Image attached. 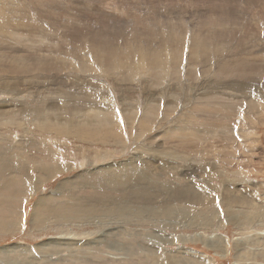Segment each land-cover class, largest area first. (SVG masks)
Masks as SVG:
<instances>
[{
  "label": "rangeland",
  "instance_id": "rangeland-1",
  "mask_svg": "<svg viewBox=\"0 0 264 264\" xmlns=\"http://www.w3.org/2000/svg\"><path fill=\"white\" fill-rule=\"evenodd\" d=\"M61 1L55 21L83 22L106 53H92L99 72L44 73L65 85L0 77V173L28 195L12 205L19 233L0 222V264H264V0ZM6 51L20 69L12 41ZM48 201L82 222H36ZM62 230L83 246L62 245ZM18 253L34 261L8 259Z\"/></svg>",
  "mask_w": 264,
  "mask_h": 264
},
{
  "label": "bare ground",
  "instance_id": "bare-ground-1",
  "mask_svg": "<svg viewBox=\"0 0 264 264\" xmlns=\"http://www.w3.org/2000/svg\"><path fill=\"white\" fill-rule=\"evenodd\" d=\"M59 1L60 2H58L57 0H0V77H6V75H2V74L6 71H9L11 73L23 72L25 75H38L39 73V76L43 77L45 80H48V78H50L52 74L44 75L45 72L52 73L53 71H56L55 72L56 74L57 72L63 74L66 73L65 71L71 72V69L78 72H87V73H93L95 72V70L98 71L92 53L95 49H97L98 51H100V53L104 54L106 53L105 50L101 48L99 41L95 40L94 38H91L89 41L85 42V30H86L84 27L85 25L83 26L82 25L83 22L80 23L81 21L77 22L78 20L74 16L75 14H73V16L77 21H75L74 19L73 20L70 19L69 22H66L63 20L64 16H62V18L59 16V18L62 19V22L64 21L66 22V24L60 25L61 19L59 18H58L59 19L58 22H56L57 18L55 17V12L57 13V11H61V10L62 13L66 12L63 6L64 4H62L61 0ZM157 8L158 7H154L153 9H157ZM83 14L85 13L83 12L82 15ZM79 16H81V13ZM3 24L9 27L5 28ZM35 24H37V26L32 32H27L26 30H24L25 28L31 27ZM140 25L141 23H139V26ZM60 26L64 28L65 30L64 32L58 31V28ZM173 34L171 33L169 36L173 37ZM176 36L177 35H175V39L180 37V36L179 37ZM11 41H12V50L14 53H17L15 59L18 60V66L19 64H22L21 66H19L20 69L18 70L15 68V64H13L9 60L11 56L6 51L8 42ZM70 44L73 45L71 47H67ZM107 46L109 47V49H113V44H108ZM181 46L183 47L182 44ZM109 54L110 57L106 56L104 58L105 63L103 64V67H106V71H104L105 73L109 71H113V69L110 67V64L118 60L117 53L114 54L110 52ZM122 55L126 57V62L129 63L128 55L126 53H122ZM165 55L166 53H162V57H164ZM150 59L152 63L157 66H159V64L161 63V59L159 57H155V58L152 57ZM128 68L130 69L132 74H137L139 71V68L135 64H129ZM117 69L118 68H115V70ZM42 70H44L43 73H41ZM102 71L103 68L101 69L100 72ZM55 76L50 78L51 83L57 82L56 84H58L57 80H61V81L64 80L63 85L67 84L65 78L66 75H58L56 78ZM60 76L62 78H60ZM88 85H90V82L88 83ZM61 91L62 88L60 86V88L56 89L53 92V94L59 95ZM33 115H35L34 116L35 123L39 126L45 127V129H50V128L53 129L55 127L60 128L61 121L50 122L46 118H41L37 113H34ZM73 118L75 119L77 124H80V122L77 120L75 115L73 116ZM68 125H74V124L69 123L67 124V126ZM175 129H176V125L168 128V130L171 132H175ZM203 132L204 131L192 130L190 128H187L184 130L183 137H188V136L196 137L197 135ZM168 211L170 212V210ZM90 212L93 213V211L90 210L87 215L88 218L92 217L89 215ZM95 214H96L95 218H98L99 220L98 213ZM208 222L209 221L203 223H206L205 225H207ZM60 239L63 238L60 237Z\"/></svg>",
  "mask_w": 264,
  "mask_h": 264
},
{
  "label": "crops",
  "instance_id": "crops-1",
  "mask_svg": "<svg viewBox=\"0 0 264 264\" xmlns=\"http://www.w3.org/2000/svg\"><path fill=\"white\" fill-rule=\"evenodd\" d=\"M1 175H2V178L0 179V209L2 211H5L7 209V211H6V213L5 212L2 213V216L0 218V222L7 220V222H10V224H12V225L5 224V225H3L2 228L6 229L8 226H10L11 228L8 229L7 231H9V232L11 231L12 234L16 233V232L19 233V229H20V218L19 217H20V214H19V217H15V212L12 210V205L14 204L15 201H18V203L20 204V202L25 197H28V195H27V193H25L23 191H18V190L14 189V185L16 183L15 180L13 179L15 177L14 175H9V176L6 177V174L3 175V174L0 173V176ZM28 181L29 180L25 179L22 182L24 187H25V185L27 184ZM78 181H79L78 179L73 180V182H75V183H73V185L74 184H78ZM5 182H7V186L6 187H5V184H3ZM34 182H36V180L35 181L31 180L32 184H29V185H33ZM4 192L8 193V195H6L9 198L8 200L4 196L1 197L2 193H4ZM52 195H54V194L52 193ZM40 198H42V197H40ZM43 198H46V196H44ZM38 199H36L35 202ZM35 202L33 203L32 208H31V213H30L31 221H32V218H31L32 211H35ZM42 208H47V209H44L43 213L40 212V214L37 216V220L38 221H36V222H38V223H41V224L49 223V221L46 222V216L44 218L42 217L44 213H49L48 217H49V219H51L50 220L51 223H53L54 225H57V226H64V225H66V223H70L71 226H72V225H74L75 222H82L81 220L78 221V219H77V221H61V220H59V218H61L60 216L57 215V214H60L59 210L57 209V206L55 204H52L50 201L45 203ZM84 225H85V221H84ZM0 232H2V231H0ZM3 233H5V232L3 231ZM62 233L65 236V239L63 241H61L62 245H66V241H70L72 243L75 242L78 247L79 246H83V240H79V241L73 240L75 237H77V235H75L74 233L67 234V232H65L63 230H62ZM59 239H60V237H59ZM39 245H41V244H39ZM7 246H9V245H7ZM23 246H28L29 247V245H24V244H23ZM3 247H6V246H3ZM3 247H0V248H3ZM45 247H46V249L52 250V247H54V246L46 245ZM16 249L17 248L12 246L11 249H9V250H16ZM39 249H42V247L36 246L35 250H39ZM1 257H2V259L6 258L5 256H1ZM45 257H46V255H45ZM15 258H18V259H26V258L30 259L31 258L34 261L33 256H31L30 254H26V253H24L22 255H20V253H18L17 256H9L8 257V259H10V260L15 259ZM15 262H16V264H18L17 261H15ZM2 264H5V263H2ZM6 264H9V262H7ZM10 264H14V263L10 262Z\"/></svg>",
  "mask_w": 264,
  "mask_h": 264
}]
</instances>
